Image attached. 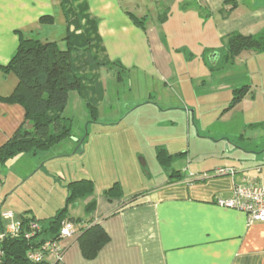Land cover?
Segmentation results:
<instances>
[{"label": "crops", "instance_id": "0c3cea01", "mask_svg": "<svg viewBox=\"0 0 264 264\" xmlns=\"http://www.w3.org/2000/svg\"><path fill=\"white\" fill-rule=\"evenodd\" d=\"M82 1L87 14L96 22L108 60L118 62L129 76L141 73L156 79L164 91L170 84L178 91V105L186 108L187 121L193 123V105L186 92L192 91L194 80L199 83L208 71L221 64L223 40L232 33L255 36L264 31V0ZM61 2L0 0L1 97L9 96L17 83L16 77L4 74L1 67L15 53L20 35L58 43L65 37L67 27ZM133 18L143 19V27L136 25ZM261 54L242 53L237 58L252 59ZM166 106L165 109H172L171 105ZM110 116L112 122L104 123L97 112L93 124L115 129L128 117L114 112ZM23 121L20 105L0 102V147ZM249 127L252 135L239 139L242 145L236 149L237 163L219 162L211 168L181 171L180 177H171L173 170L164 169V181L137 193L127 194L120 186L119 193L108 196L106 191L115 184L112 178L103 177L97 185L92 174L96 185L93 193L80 200V210L70 207L68 216L82 220L83 225H75L79 229L100 226L108 241L94 257L86 258L78 229L77 234L60 242L61 259L49 256L48 263L264 264V224H249L243 213L215 203L230 199L237 182L256 180L264 185V128L256 124ZM222 136L223 140L232 141L228 135ZM68 139L48 151L18 155L0 164V230L11 222L3 217L6 213L12 214L16 225L24 213L36 220L53 217L66 206L68 184L90 180L79 170L70 171V175L63 173L64 165L68 168L70 161L75 157L77 161L82 159L80 155L85 153V137ZM132 141L139 142L135 137ZM163 146L157 148L170 154L169 147ZM139 152L134 156H139ZM176 154L186 155L188 151L171 153ZM134 156L130 157L133 175L139 173ZM221 168L233 169L235 174L215 175ZM91 201L95 205L86 215L85 206Z\"/></svg>", "mask_w": 264, "mask_h": 264}, {"label": "rangeland", "instance_id": "374dc122", "mask_svg": "<svg viewBox=\"0 0 264 264\" xmlns=\"http://www.w3.org/2000/svg\"><path fill=\"white\" fill-rule=\"evenodd\" d=\"M75 5H80V2ZM83 22L86 24V20ZM129 75L119 67L99 72L103 89L97 103L99 119L110 123L112 112L120 113L122 117L128 115L115 129L93 124L95 122L88 119L89 112L83 99L74 91L69 93L62 116L70 123V138L85 137V153L80 155L82 159L77 161L75 157L70 161L68 168L64 165L65 175L79 170L93 181V174L97 185L101 184L103 177H111L125 193H137L166 178L165 170L156 157L158 145L168 146L170 154L188 151L186 155L173 158L169 166L171 170L189 173L195 168L215 167L219 162L237 163L239 155L236 149L242 145L239 139L252 135L249 125L264 128V54L221 63L208 71L199 83L194 80L192 91L186 92L193 105L194 123L187 121L186 108L178 105V91L170 84L164 91L156 79L141 73ZM203 82L204 85L201 84ZM242 88L249 90V94H245V99H241L236 107L225 112L233 90ZM166 104L172 109H165ZM116 134L118 136L115 137ZM223 134L231 137L232 141L223 140ZM134 137L138 143H133ZM137 151L141 154L134 156ZM132 155L139 172L135 175L130 163ZM92 184L95 189L94 181ZM72 206L80 210L81 201L70 202L68 210Z\"/></svg>", "mask_w": 264, "mask_h": 264}, {"label": "trees", "instance_id": "16d2710c", "mask_svg": "<svg viewBox=\"0 0 264 264\" xmlns=\"http://www.w3.org/2000/svg\"><path fill=\"white\" fill-rule=\"evenodd\" d=\"M79 1L80 5H75ZM227 3V2H226ZM67 32L58 42H42L32 37L19 36V43L9 62L1 67L4 74H12L17 83L7 97L0 96L1 103L18 104L24 110V121L13 136L0 147V164H6L22 154L36 155L71 137L70 123L62 116L71 91L85 102L89 118H97V103L102 97L99 72L102 69L119 67L105 55L96 31V22L87 14L82 0H62ZM86 20V24L83 22ZM136 25L143 27V19L133 18ZM221 63H233L242 53H264V31L258 35L229 34L223 40ZM247 93L246 88L233 90L228 111L236 106ZM90 120V121H91ZM179 155L167 154L164 148H157L156 157L163 169ZM179 171H171V177H180ZM93 184L81 179L68 184L66 206L47 220H36L24 213L17 224L15 236L6 235L0 242V264H49L47 253L42 260L34 262L30 254L41 251L46 242L59 240L64 222L83 225L81 219L68 216V204L74 200L91 196ZM120 192L117 183L106 191L113 195ZM91 201L85 206L89 215L94 207ZM33 225L37 229H33ZM79 243L86 258L94 257L108 241L104 230L98 226L79 229ZM5 230H0L3 233Z\"/></svg>", "mask_w": 264, "mask_h": 264}, {"label": "built area", "instance_id": "2783aa9c", "mask_svg": "<svg viewBox=\"0 0 264 264\" xmlns=\"http://www.w3.org/2000/svg\"><path fill=\"white\" fill-rule=\"evenodd\" d=\"M234 174L233 169L227 168L215 171V175L218 176H233ZM215 203L218 206L243 213L249 224H264V185L259 184L256 180H243L235 183L232 188L231 198L216 200ZM3 217L11 222L4 232L0 233V242L6 235L15 236L18 233L17 225L12 222V214L6 213ZM79 228L70 222H64L60 229L59 240L56 242H46L40 252L30 254L29 258L34 262H38L42 260V253H47L48 256H53L56 260H60L63 252L60 242L77 234ZM33 229H37V226L33 225Z\"/></svg>", "mask_w": 264, "mask_h": 264}]
</instances>
